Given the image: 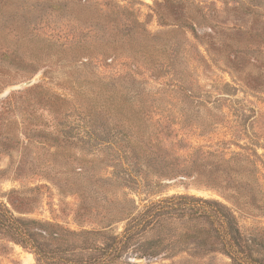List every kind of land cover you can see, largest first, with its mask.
Instances as JSON below:
<instances>
[{"label":"rangeland","instance_id":"1","mask_svg":"<svg viewBox=\"0 0 264 264\" xmlns=\"http://www.w3.org/2000/svg\"><path fill=\"white\" fill-rule=\"evenodd\" d=\"M123 131L168 177L127 182ZM183 194L228 206L245 235L264 229V0H0V202L121 235L126 198L141 212ZM137 251L117 264H231ZM0 264L42 263L0 240Z\"/></svg>","mask_w":264,"mask_h":264},{"label":"trees","instance_id":"2","mask_svg":"<svg viewBox=\"0 0 264 264\" xmlns=\"http://www.w3.org/2000/svg\"><path fill=\"white\" fill-rule=\"evenodd\" d=\"M137 139L131 131H123L117 144L124 154L123 161L128 167L125 170L136 174L133 178L129 176L127 182L140 189V176L144 180L143 176L157 172L159 178H164L168 173L158 162L144 164L148 153L136 146ZM140 165L145 166V171ZM119 211L127 213L122 220L126 225L121 235L110 234L106 228L77 233L17 217L0 202V240L33 250L42 264H117L132 247L138 250L139 257L148 259L182 251L199 260L222 254L231 264H264V229L245 235L234 212L217 200L173 195L152 201L139 212L136 201L126 198ZM178 229L182 233L177 234ZM64 236L77 239L68 258L57 256ZM185 263L200 264L192 260Z\"/></svg>","mask_w":264,"mask_h":264},{"label":"water","instance_id":"3","mask_svg":"<svg viewBox=\"0 0 264 264\" xmlns=\"http://www.w3.org/2000/svg\"><path fill=\"white\" fill-rule=\"evenodd\" d=\"M35 82H36V80H32V81H30V82L24 84L23 86H18V87H16V88H21V87H24V86H30V85H33ZM139 261H140V262H144L145 259H142V260H139Z\"/></svg>","mask_w":264,"mask_h":264}]
</instances>
